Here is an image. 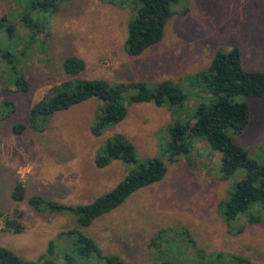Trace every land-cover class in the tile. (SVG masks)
<instances>
[{
	"label": "rangeland",
	"instance_id": "obj_1",
	"mask_svg": "<svg viewBox=\"0 0 264 264\" xmlns=\"http://www.w3.org/2000/svg\"><path fill=\"white\" fill-rule=\"evenodd\" d=\"M29 2L0 0V20L6 17L22 29L18 17ZM121 3L63 2L50 17L40 42L25 56L17 52L13 64L0 67V245L34 261L59 233L77 228L69 214L38 212L28 199L40 196L78 205L111 191L130 167L116 161L98 169L94 160L107 140L122 135L133 145L137 161L159 158L166 173L161 181L135 192L82 230L104 255L117 256L123 264H264V208L252 206L233 220L226 219L220 208L245 171L238 169L224 179L219 154L201 139H191L188 154L174 162L163 157L170 126L187 122L195 103L212 100L209 93L202 97L205 87L199 75L210 67L216 53L239 49L244 70L264 72V0H177L161 40L138 57L128 56L125 50L136 0ZM22 34L26 39L27 34ZM9 43L1 31L0 47ZM71 56L84 63L77 79L144 83L149 88L171 81L187 92V101L177 108L126 100L125 118L100 137L91 133L101 106L95 99L37 118L30 126L32 106L51 87L72 78L62 68ZM13 70L23 73L28 92H16L9 84ZM129 95L130 91L124 92V97ZM7 101L14 104V112L4 117L9 112L3 106ZM247 102L249 124L233 141L260 164L264 160V99L251 97ZM21 125L24 130L14 132ZM17 179L26 195L20 202L10 198ZM16 212L22 213L25 229L18 234L4 232V218ZM158 233L157 248L151 240ZM62 247L63 243L57 245L59 253ZM57 261L62 264L60 258Z\"/></svg>",
	"mask_w": 264,
	"mask_h": 264
},
{
	"label": "trees",
	"instance_id": "obj_2",
	"mask_svg": "<svg viewBox=\"0 0 264 264\" xmlns=\"http://www.w3.org/2000/svg\"><path fill=\"white\" fill-rule=\"evenodd\" d=\"M66 1L72 0H30L26 12L18 17L22 29L17 28L15 23H8V19L3 17L0 20V32L4 33L5 39L10 43L6 47H0V67L13 64L17 52L25 56V52L35 42L39 43L48 28L50 17ZM120 1L123 5L126 0ZM175 3L177 0H136L135 17L127 25L125 50L128 56L138 57L161 40L164 27L172 16L171 7ZM22 33L27 34L26 39L22 37ZM62 68L65 75L72 78L51 87L47 96L32 106L28 116L30 126H33L37 118L51 117L95 99L101 106L96 112L91 133L100 137L110 125L125 118L126 100L134 104L168 103L172 107L181 108L188 97L180 85L171 81L149 88L144 83L124 85L110 84L105 80L77 79L76 76L84 70V63L73 56L64 60ZM13 75L9 84L16 92H28L29 85L23 73L13 70ZM199 76L205 87V95L202 97L209 93L212 100L208 102L205 98L207 102L195 103L194 111L187 122L170 126L163 157L166 162H174L177 157L188 154L191 139H201L212 152L219 154V170L224 179L232 176L238 169L244 170L245 176L234 185L230 197L220 203L225 218L233 220L247 213L252 206L264 208V160L260 164L251 160L245 150L233 141V136L242 134L249 124L248 99H264V72L244 70L241 65V52L234 48L227 53H216L210 67ZM126 91H130L127 98L124 97ZM3 106L5 109L9 108L4 117L14 112L12 102H4ZM24 128L23 125L16 126L14 132L21 133ZM116 161L129 166L128 173L111 191L91 203L67 205L45 200L40 196H31L28 199V204L34 210L50 214L66 213L76 223L77 228L58 234L56 240L63 243L61 253L57 245L62 243H57L56 240L51 241L45 253L34 261L24 260L0 245V264H58V258L62 264H123L122 259L117 256L104 255L96 242L82 230L122 205L135 192L161 181L166 167L159 158H151L146 162L137 161L133 145L122 135L106 141L95 157L94 164L96 168L103 169ZM10 198L15 202L26 198L24 185L18 179L14 181ZM2 214L0 212V217ZM21 218V212L4 218V232L21 233L25 229ZM159 237L160 233L151 240V245L158 248L155 242Z\"/></svg>",
	"mask_w": 264,
	"mask_h": 264
}]
</instances>
